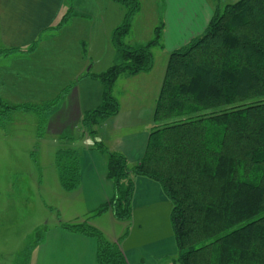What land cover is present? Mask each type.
<instances>
[{"label": "trees", "instance_id": "trees-1", "mask_svg": "<svg viewBox=\"0 0 264 264\" xmlns=\"http://www.w3.org/2000/svg\"><path fill=\"white\" fill-rule=\"evenodd\" d=\"M113 1L131 7L111 34L120 62L102 74L83 76L103 85L102 103L82 119L91 138L102 122L120 112V102L113 95L117 80L151 72L153 49L162 37L160 26L148 43L126 44L140 3ZM69 17L63 15L55 31ZM38 42L25 50L0 49V57L32 53ZM69 90L40 105L1 102L0 124L10 121L16 111L33 112L42 129ZM154 123L144 157L135 166L95 141L94 147L107 157L114 196L93 216L111 212L117 221L130 222L134 178L150 179L172 203L177 264H264V0L218 7L201 36L170 54ZM58 141L60 182L71 193L81 183L80 153L73 139ZM61 227L95 239L98 264H127L119 243L108 241L88 222Z\"/></svg>", "mask_w": 264, "mask_h": 264}, {"label": "crops", "instance_id": "crops-1", "mask_svg": "<svg viewBox=\"0 0 264 264\" xmlns=\"http://www.w3.org/2000/svg\"><path fill=\"white\" fill-rule=\"evenodd\" d=\"M153 1L156 12L162 6L163 22L160 45L153 49L154 69L132 77L124 76L123 81L117 82V86L123 87L136 83L142 86L131 99L119 98L120 112L102 122L93 138L110 151L124 155L130 166H135L144 157L155 126L156 101L170 54L201 36L218 7L232 3V0H150ZM104 2L110 9L113 8L116 19V24L112 26L114 30L120 25L117 22L122 23L125 17L124 7L113 0ZM116 6L122 10L118 12ZM99 7L98 4L89 5L88 12L84 13L78 6H67L66 0H0V49L25 50L39 39L32 53L13 54L6 59L0 57V94L17 105L28 101L36 104L38 101L50 102L70 88L62 104L49 117L43 141L50 153H53L52 149L55 152L56 141L61 138L77 141L73 145L80 153V187L71 193L64 191L68 196L66 198L74 203V209L79 211L75 216L77 220L73 221L88 222L100 230L108 241L119 243L127 264H177L178 247L170 221L172 203L157 182L134 178L130 222L117 221L111 212L93 216L114 196V184L108 179L107 157L95 147L82 143V138L88 136L82 127L83 116L102 101V85L83 76L88 72L99 75L108 70L111 66L104 71L95 70L93 59L113 56L116 52L110 38L113 30L105 35L104 16L109 20L108 13L100 14L103 23L97 13L93 15ZM66 13L70 17L59 30L60 35L55 37L48 33L50 27ZM139 16L138 12L133 18L131 33ZM95 27L100 29L102 36L96 34L94 37ZM155 29L153 22L139 36L142 38L130 37V33L125 42L131 46L144 45L153 38ZM43 35L46 38L43 39ZM56 40H59L58 45H54ZM156 50H160V58L164 61L162 72L157 71ZM10 64L13 70L10 67L1 69ZM38 92H43V95ZM108 220L117 222L116 229L106 228ZM118 224L121 229H117ZM61 225L48 230L44 239L32 249L29 264H98L97 241L68 232Z\"/></svg>", "mask_w": 264, "mask_h": 264}, {"label": "rangeland", "instance_id": "rangeland-1", "mask_svg": "<svg viewBox=\"0 0 264 264\" xmlns=\"http://www.w3.org/2000/svg\"><path fill=\"white\" fill-rule=\"evenodd\" d=\"M138 1L140 3V16L134 24L135 30L133 29L132 33L130 31V37L132 35L133 37H139L143 32H146L153 22H155L156 28L162 26L163 29L162 6H159V12H156L154 1L153 3L150 0ZM238 1L240 0H232L231 4ZM96 4L100 7L93 15L97 13L101 23L103 21L100 14L103 12V14L108 13L109 20L104 16L105 35H107L113 30L114 27L112 26L116 24L114 23L116 19L113 16V8L110 9L104 0H66L67 6H78V9L84 10V13L88 12L89 5ZM122 6L125 13L131 7ZM117 9L118 12L122 10L120 7H117ZM63 15L50 27L52 29L48 30V33L55 37L60 35L59 31H55L54 28L61 22ZM159 18L161 23H159ZM117 24L121 25L122 23L119 21ZM89 25H91L90 21ZM48 33L46 32L45 35ZM93 34L94 37H96V34L97 36H102L100 29L97 27L93 28ZM45 35H43V39L46 38ZM53 42L54 45H58L59 40ZM159 51L156 50L155 53L158 62L157 71L162 72L164 61L160 58L161 52ZM93 61L95 62V70L104 71L117 62L119 63L120 56L115 52L113 56L106 55L99 59L94 58ZM8 67L13 70V65L11 64L1 69L5 70ZM122 79H124V76H121L117 82L123 81ZM96 81L102 85L100 81ZM117 82L113 88V95L118 100L119 98L128 97L131 99L132 95L134 97V94L142 86L136 83L123 87L117 86ZM136 90L138 91L136 92ZM37 94L43 95V92H38ZM1 102L17 106V104L10 103L7 99H4L0 94ZM44 103L46 101H38L36 104ZM18 104L30 103L28 101ZM47 125L40 129L36 113L27 114L21 111L14 112L10 121L0 124V264H29L32 249L44 239L48 230L61 224H76V221L73 220H77L75 216L78 215L79 211L74 209V203L66 198L68 196H66L61 186L60 172L57 167L56 152L60 149V141H56L57 149L55 152L52 149L53 153H50V150L44 147L45 143L43 140L46 138ZM42 132L43 134L39 135ZM82 139V143L87 147H91L87 144L88 140L92 139L94 141L89 135ZM75 142L77 141L74 140ZM107 222L109 224H105L108 230L116 229L117 222H110V220ZM117 229H121L119 224ZM27 255L29 260H27Z\"/></svg>", "mask_w": 264, "mask_h": 264}, {"label": "built area", "instance_id": "built-area-1", "mask_svg": "<svg viewBox=\"0 0 264 264\" xmlns=\"http://www.w3.org/2000/svg\"><path fill=\"white\" fill-rule=\"evenodd\" d=\"M95 141H93L92 139H90V140L87 141V144L90 145V146H94Z\"/></svg>", "mask_w": 264, "mask_h": 264}]
</instances>
